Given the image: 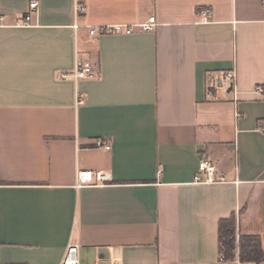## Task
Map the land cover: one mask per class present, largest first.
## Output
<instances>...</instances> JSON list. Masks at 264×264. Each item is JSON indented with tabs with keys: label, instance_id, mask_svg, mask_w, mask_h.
I'll return each mask as SVG.
<instances>
[{
	"label": "crops",
	"instance_id": "obj_1",
	"mask_svg": "<svg viewBox=\"0 0 264 264\" xmlns=\"http://www.w3.org/2000/svg\"><path fill=\"white\" fill-rule=\"evenodd\" d=\"M113 25L133 32L88 33ZM262 85L264 0H0V264L69 243L78 264H240L218 255L232 215L264 259ZM84 170L110 180L77 188Z\"/></svg>",
	"mask_w": 264,
	"mask_h": 264
},
{
	"label": "built area",
	"instance_id": "obj_2",
	"mask_svg": "<svg viewBox=\"0 0 264 264\" xmlns=\"http://www.w3.org/2000/svg\"><path fill=\"white\" fill-rule=\"evenodd\" d=\"M38 2L31 1L28 5L29 11L32 12L36 10ZM75 11L77 13H82L84 11L83 7H76ZM202 21L207 22L209 18V11L204 10L200 14ZM31 19L30 13L27 14L18 24H28ZM156 26V21L154 17H149L147 21L136 27L140 28L141 31L148 32L151 31ZM77 29V26H73ZM99 32L104 34H131L133 32L131 26L127 25H113V26H101L94 27L89 29L90 36H96ZM74 79H92L95 77V72L91 64L85 60H82L78 57L75 59L74 69L72 73ZM227 80L233 82L234 75L230 73L226 76ZM258 90V89H257ZM80 104L82 101H78ZM264 132V127L261 129ZM94 148L102 150H110V145L104 141L98 139L94 143ZM197 171L200 174L195 175V183H213L215 182L214 178V166L208 161L201 160L198 163ZM77 183L76 187L80 188L83 186H92V185H102L107 183L110 180L108 173L104 172H92V171H80L77 173ZM222 180V179H220ZM60 264H78V245L76 243H69L66 247L63 259Z\"/></svg>",
	"mask_w": 264,
	"mask_h": 264
},
{
	"label": "trees",
	"instance_id": "obj_3",
	"mask_svg": "<svg viewBox=\"0 0 264 264\" xmlns=\"http://www.w3.org/2000/svg\"><path fill=\"white\" fill-rule=\"evenodd\" d=\"M258 90L264 99V85ZM217 245L219 258L223 261L237 258L240 264H259L264 260L257 237L237 235L234 215L218 222Z\"/></svg>",
	"mask_w": 264,
	"mask_h": 264
}]
</instances>
